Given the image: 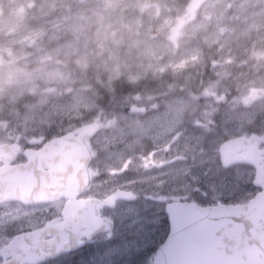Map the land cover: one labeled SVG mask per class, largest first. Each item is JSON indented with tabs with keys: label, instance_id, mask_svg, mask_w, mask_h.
<instances>
[{
	"label": "rangeland",
	"instance_id": "1",
	"mask_svg": "<svg viewBox=\"0 0 264 264\" xmlns=\"http://www.w3.org/2000/svg\"><path fill=\"white\" fill-rule=\"evenodd\" d=\"M0 38L4 139L36 148L103 114L94 79L108 89L120 77L136 86L167 75L169 90L197 83L206 62L213 67L199 92L126 95L102 119L91 146L94 195L187 184L225 167L221 106L223 131L259 132L264 142V0H209L194 14L177 0H0ZM209 43L219 51L212 62L202 48ZM227 168L255 175L242 157Z\"/></svg>",
	"mask_w": 264,
	"mask_h": 264
},
{
	"label": "snow or ice",
	"instance_id": "2",
	"mask_svg": "<svg viewBox=\"0 0 264 264\" xmlns=\"http://www.w3.org/2000/svg\"><path fill=\"white\" fill-rule=\"evenodd\" d=\"M18 163L47 175L27 155ZM62 199L0 190V264H264V184L248 172L221 167L187 184L142 187L111 206L90 190ZM98 216L109 225L103 234L94 227Z\"/></svg>",
	"mask_w": 264,
	"mask_h": 264
},
{
	"label": "water",
	"instance_id": "3",
	"mask_svg": "<svg viewBox=\"0 0 264 264\" xmlns=\"http://www.w3.org/2000/svg\"><path fill=\"white\" fill-rule=\"evenodd\" d=\"M207 0H190L187 10L194 13ZM171 39L178 35L176 27L171 28ZM101 126L99 118L86 123L63 135L51 138L37 150L26 149L24 154L29 158L41 161L47 168V175L37 178L30 172L22 169L19 164L12 165L9 162L15 159L19 145L9 150L0 144V159L5 164L0 166V190L7 197H18L24 200H38L48 198L57 200L65 195L74 197L77 190H83L89 184L88 166L92 160L86 137L94 136ZM261 139L258 134L249 137L238 136L229 139L220 145V153L223 164L230 166L239 160V152L247 150L245 160L251 163L256 170L255 182L264 184V149L260 148ZM12 153L15 155L13 156ZM128 197L135 198L132 192L117 189V191L105 198V203L112 205L117 199ZM70 218L76 217V210L69 201L67 203ZM94 227L101 231H107L109 225L107 219L98 216Z\"/></svg>",
	"mask_w": 264,
	"mask_h": 264
},
{
	"label": "trees",
	"instance_id": "4",
	"mask_svg": "<svg viewBox=\"0 0 264 264\" xmlns=\"http://www.w3.org/2000/svg\"><path fill=\"white\" fill-rule=\"evenodd\" d=\"M179 5H184L182 0H177ZM215 44H203V53L206 54L208 61L213 58V54L219 52L215 49ZM215 76V71L209 67V62L205 63V67L198 74L197 83L191 85L190 83L184 84L179 82L177 87L180 92H199L203 89L204 84L209 82ZM103 80V79H102ZM171 80L167 75H164L163 78H159L158 80H141L138 82L136 86H134L127 78L120 77L116 78L112 81V85H108V89H106L103 85L105 82H100L99 80H93L97 91L100 94L99 103L102 106L103 110L106 114L112 116L113 113L118 109L117 106L120 102L125 101L127 99L126 95L132 96L134 93H138L141 95H146L148 92L156 93L164 90L166 88L167 83ZM206 83V84H207ZM106 84V83H105ZM179 85H184L186 89L181 90ZM224 90L228 96L232 94L230 90L231 88L227 87L225 84ZM215 105H218L217 103ZM221 106L219 109L223 108ZM217 122L219 124L220 116L217 117ZM221 126V125H220ZM233 134H227V137L232 136Z\"/></svg>",
	"mask_w": 264,
	"mask_h": 264
},
{
	"label": "flooded vegetation",
	"instance_id": "5",
	"mask_svg": "<svg viewBox=\"0 0 264 264\" xmlns=\"http://www.w3.org/2000/svg\"><path fill=\"white\" fill-rule=\"evenodd\" d=\"M2 124H3V122H2V116H0V143H1V144L9 143L11 146H7V147H8L9 150H12L13 145H15V143H16L17 141H15V140H11V139H8V138L4 139V137H5L6 135H5V132H4L3 128H2ZM91 140H92V139H91ZM18 142H20V144L22 145V150L25 149L26 147H33V146H28V145H26L25 142H21L20 140H18ZM42 144H43V143L39 144L38 147H40ZM34 148H35V147H34ZM12 155H13V153H12ZM22 156H23V155H22V152H18L17 155H15V159H14L11 163H12V164L18 163V158H19V157H22ZM0 161H2V160H0ZM3 164H4V162H3L2 164H0V166H2ZM85 191H86V190H85ZM87 191H88V190H87ZM59 201H61V203H65V201H64L63 199H61V200H59Z\"/></svg>",
	"mask_w": 264,
	"mask_h": 264
}]
</instances>
